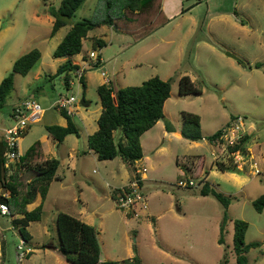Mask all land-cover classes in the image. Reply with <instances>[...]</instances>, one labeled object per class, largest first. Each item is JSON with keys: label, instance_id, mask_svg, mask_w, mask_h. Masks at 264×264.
Listing matches in <instances>:
<instances>
[{"label": "rangeland", "instance_id": "rangeland-1", "mask_svg": "<svg viewBox=\"0 0 264 264\" xmlns=\"http://www.w3.org/2000/svg\"><path fill=\"white\" fill-rule=\"evenodd\" d=\"M105 1L83 0L65 23L50 33L52 16L47 6H57L59 0H0V79L10 71L18 55L33 47L40 52L25 74L12 73V87L0 105V126L6 125L8 111L14 103L33 98L44 111L39 120L28 125L24 136L35 139L46 132L45 124L65 123L64 117L50 103L59 94H71L75 98L76 112L70 114L79 131L78 135L67 134V142L75 138L77 148L83 149L86 134L81 118L88 130L96 126L100 110L95 89L98 82L105 78L106 83L118 87L138 84L151 75L167 78L170 83V94L160 118L163 121L178 124L180 110L191 111L198 114L200 130L207 135L223 126L231 114L242 116L243 133L249 134L253 153L249 160L246 154L232 153L224 145L210 143L205 137L194 146L188 145L189 140L183 137L164 139L160 144L163 147L152 152L155 145L150 150L144 145V156L148 158L144 159L146 173L150 179L142 184L147 207L146 213L139 216L124 214L107 193L111 184H105V178L99 175L107 168L114 172L132 171L118 155L95 161L86 153L83 161H76V167L82 168V185H93L90 187L99 195L97 200L92 199L90 189L83 188L90 205L98 206L93 223L99 231V248H105L100 256L105 252L125 257L122 247L125 235L126 241L141 254L143 264H219L220 261L233 264L232 221L241 218L247 222L244 241L259 242L244 253L245 264H264V205L261 211H256L251 204L254 197L264 194V0H169L171 9L174 6L183 11L170 16L167 24L158 26L138 41H132L135 33L116 31L106 24L94 26L82 38L80 51L68 56L72 62L85 67L83 84L77 82L72 71L69 77L73 83L65 86L63 73L54 72L67 56H53L52 50L75 20L120 14L118 0H108V6ZM91 35L101 36L105 44L92 48ZM90 49L98 51L101 64L88 65L81 59L87 58ZM181 74L188 75L200 92L179 94L177 79ZM81 97L88 101L86 105L80 102ZM44 153L39 158L62 159L56 171L67 178L71 171L64 147L54 142ZM197 153L203 156L210 186L228 199L226 206L210 193H198L200 176L187 171L192 160V166L198 162L197 172L200 163L196 160ZM251 161L254 165L248 167ZM217 162L224 167L233 164L235 169L228 170L238 174V182L222 175L223 170L215 165ZM178 169L183 173L178 174ZM14 174L16 176L17 171ZM187 178H192L196 184H176L177 179ZM114 182H119L118 176ZM55 185L54 181L50 192ZM73 189L76 190L75 185ZM69 205L74 207L77 201ZM223 213L226 214L224 238L218 243L216 238ZM0 222L5 226L0 232V264H56V255L50 253L42 256L32 249L29 256L23 255L16 248L18 234L10 223V215H0ZM28 230L32 234L31 241L38 242V247L42 243H59L55 218L49 212L29 222ZM31 241L24 247H32Z\"/></svg>", "mask_w": 264, "mask_h": 264}, {"label": "trees", "instance_id": "trees-1", "mask_svg": "<svg viewBox=\"0 0 264 264\" xmlns=\"http://www.w3.org/2000/svg\"><path fill=\"white\" fill-rule=\"evenodd\" d=\"M82 1L59 0L57 6L48 4L47 12L52 16L50 33H53L58 27L63 25L66 18L73 14ZM118 1L120 2L118 12L120 14H115L114 16L106 14L96 19L89 17L77 19L68 27L54 46L52 50L53 56H67L63 62L57 65L54 72L63 73L62 77L65 86H68L67 79L70 76L69 73L78 67V64L72 62L68 56L80 51L82 38L86 37L88 29L106 24L116 31L135 33L132 36V41H137L168 20V17L161 8V0ZM105 2L108 6V0ZM104 44L105 40L101 36L91 35L90 46L92 48L101 47ZM39 55V50L33 47L13 59L10 71L0 79V105L12 87V73L25 74L35 64ZM98 62L99 57L95 64ZM82 77L83 75L80 76L79 81L83 84ZM95 89L100 103V110L95 119L96 128L87 134V147L95 153L98 159H109L118 155L121 160L132 167L134 160L140 158L142 154L139 142L140 134L152 126L157 119L163 118V103L170 94L169 80L167 78H160L157 75H151L138 84L115 87L110 83L103 82L97 84ZM177 92L179 94H197L200 92V88L195 85L188 75L181 74L177 79ZM58 111L65 118V124L48 123L44 126L55 142H60L63 136L68 133L78 135V129L72 121L70 114L65 109H58ZM8 113L10 114V112ZM180 116L181 120L178 130L182 137L190 140H198L205 137L209 142L213 143L218 139L220 127L205 136L201 134L197 113L180 110ZM237 116L239 115L231 114L228 121ZM163 122L166 131L173 130V126L168 120H164ZM248 138L249 134L243 133L232 145H228L227 149L229 151L238 150L246 154L245 144ZM38 143V140L33 141L24 153L19 156L20 159L25 160L33 148L38 146ZM3 147V140L0 139V184L8 191V196L0 195V200L7 204L10 198L18 197L19 182L15 178L14 172L11 171V167L4 166L3 164V156L1 155ZM22 165L28 170L27 177L32 176L29 181H25L26 175L20 177L22 180L21 188L23 190L21 201L25 203L34 197L37 190L41 196L44 195L48 182L57 168L58 159L50 157L40 162H34L33 164L23 163ZM215 165L220 170L235 169L233 164L224 167L217 162ZM199 182V194L205 195L210 193L223 206L228 204V199L211 187L206 180H200ZM251 204L256 211H261L264 205V194L261 193L254 197L251 200ZM40 212V206L37 205L30 210L23 209L22 215L19 217L10 218L12 226L16 227L17 232L24 239L25 243L30 237L25 226L29 220L38 219ZM225 220L226 214L223 213L216 238L218 243L223 242ZM232 224L231 239L232 248L235 253L233 264H245L244 253L249 247L259 245V242L244 241V232L247 227L245 220L234 218ZM55 228L59 240L57 250L65 261L72 264H95L96 262H100L101 264H143L134 247L131 256L122 259L99 260L100 248L96 236L97 230L92 224L69 213L64 211L56 212ZM219 264H222V262L220 261Z\"/></svg>", "mask_w": 264, "mask_h": 264}, {"label": "crops", "instance_id": "crops-1", "mask_svg": "<svg viewBox=\"0 0 264 264\" xmlns=\"http://www.w3.org/2000/svg\"><path fill=\"white\" fill-rule=\"evenodd\" d=\"M161 8L164 9V11L166 13V16L168 17V20L164 24H167L172 17H174L175 15L180 14L183 11L181 9L178 11V8L174 7V6H172V9H171V3H170L169 0H161ZM170 16H171V18H170ZM164 24H162L161 27ZM97 55L99 57V62L98 63L101 64L102 63V58H101V56L99 54H97ZM90 63L88 65H90ZM78 66H80V65L78 64ZM83 75H84V72H83ZM103 82L104 83L106 82L105 78H102L98 82V84L99 83H103ZM87 103H88V101H87ZM164 103H165V101H164ZM164 103H163V107H164ZM10 110H11V108L9 109L8 112H10ZM8 115H9V113H8ZM70 116H71V114H70ZM71 119H72V117H71ZM10 121H11V119H10V116H9L8 121L6 122V125ZM81 121H82V124L84 126V130H85V134H86V136H85V146L83 147V149H78L77 148V142H76L75 138H74V140H69V142H67V139H68L67 137H69V136H67V134L63 136V138H62V140L60 142H55V140L52 138V136L45 130L46 132L42 133L40 136H37L34 139V137H30L29 138L28 136H24V133H26L27 129H28V128H26L24 133L20 136V138L18 140V149H19V152H20V156L24 153L26 148L33 141L38 140L39 143H38V146L33 148V150L30 152V154H28L26 156L25 160L24 159H20V157H19L18 160L13 161L11 163V165H10L12 172L15 173V171H17V175L15 176V178L19 182L18 183V197L15 198L16 197L15 196L14 198H12V199L10 198L7 201L8 202L7 205H8V208L10 210V218L21 216L23 209L30 210L33 207L39 205L40 209H41L40 216L42 214L46 213V212H49V213H51L53 218H55V214H56L57 211H64V212L69 213V214H71V215H73V216H75V217H77V218H79V219H81V220H83V221H85V222H87L89 224H92L94 226L93 215L94 214H98V206L97 205H95V206H91L90 205L89 196L83 190V188L86 189V186H87V188L90 189V198H92V199H94V197H95V199L97 200L99 195L96 192H94V190L90 187V186H93V185H88V184L86 186L82 185V183H81V181H82L81 180L82 168L81 167H78V168L76 167V161L77 160H79V162H80V160L83 161L84 160V156L86 155V153L88 155H91V157L95 161H99L98 158L96 157L95 153L91 149H89L87 147V141H86L87 134L92 132L96 128V126L92 127L90 130H88L87 127H86V125H87L86 122L83 121L82 118H81ZM227 121H228V119H227ZM227 121H225V123ZM64 124L65 123H62L61 125H64ZM171 125L173 126V130L166 131L164 129L163 120L162 119H157L153 123L152 126L147 128L146 130H144L139 136V142H140L141 153L142 154H141L140 158H138L136 160H141L145 164L144 159H148V158H146V156H144V152H146L143 149L144 145H146L147 150H150L151 147L155 145L156 147L154 149L150 150L152 152V151H154L156 149H159V148L163 147V145H160V144L162 143V141L164 139H167V140L170 139V138L181 139L182 136L179 134V130H178L180 122L178 124L171 123ZM2 126H5V125H1L0 128ZM152 127H155V130H152ZM77 129L79 131L78 127H77ZM201 134L203 136H205V134L202 133V131H201ZM249 138H250V136H249ZM249 138H248V140H247V142L245 144L247 160H249L253 156V153L251 151V144L249 143ZM184 139H186V138H184ZM187 140H189V142H187V144L188 145H192V146L198 145V144L201 143V141H198L200 139H198V140L187 139ZM54 142L57 143L59 146L61 145L65 149V154H66L65 156L69 159V163L68 164H70V168L69 169H70L71 172L68 173L69 176L66 178V175L64 173H61V172H58V171L55 170L53 176L51 177V179L48 182V185L46 187L44 195L41 196L40 192L37 190L35 192L34 197L30 201L22 203L21 198L23 196V190L21 188L22 180H21L20 177L28 174V170L22 164L23 163L24 164H27V163L33 164L34 162H40V161H42V160H44L46 158H50V157L39 158V156H40V154H42L44 156L45 149H48L49 145L51 143H54ZM211 154H212V150H211ZM197 156H199V158H197L196 160L199 159V161H200V163L198 165L199 168H198L197 172H195V170L197 169L198 162H196L197 164L192 166L194 164V161H192V160H191L190 165L187 166V171L189 172L190 175L196 173L197 175L200 176L199 177L200 180H206L209 183V185H210L211 181H209V179H208L209 173H208L207 169L203 166V156H200L199 153H197ZM61 160L62 159H60V161ZM60 161L58 160V164L60 163ZM211 165L212 164L210 163L209 167ZM250 165H252V161L250 163H248V167ZM76 169L79 170V173H78V171L76 172ZM131 170L132 171H130V173H127L126 171H124V172L115 171L114 172L112 168H107L103 172L99 173V175L103 179L105 178V184H106V182H109V184H111V186H117V185L124 184L131 177V175L133 174V169H131ZM204 170H206V172H204ZM250 171L253 172V170H250ZM182 173L183 172L180 169H178V174H182ZM221 173L226 178L231 179L233 182H238V180H239L238 174H235L234 171H230L228 169H224ZM116 176L119 177V182H114V178ZM31 178H32V176L27 177V175H26L25 181H29ZM91 179L93 180V178H91ZM148 179H150V177L147 176L146 169H145V171L142 173V176H141V184H143L144 180H148ZM54 181L56 183L55 189L53 187L54 191L51 190V192H50L51 185H52V183ZM73 185H75L76 190L73 189ZM0 187H1L0 188L1 189L0 190V195L7 197L8 196L7 189H5L1 184H0ZM107 193H108V195L110 197L112 196V192L110 191L109 187L107 188ZM74 200L77 201V205L73 207V206H71L69 204L72 203ZM38 219H35V220H38ZM31 221H33V220H29L27 225L25 226L26 230L28 231V233L30 235L29 239L27 240L28 242H30L31 239H32V234L28 230L29 222H31ZM10 223H11V221H10ZM94 227L97 230V227L96 226H94ZM4 228H5V226H3L2 223L0 222V232ZM13 228L17 232L16 227H13ZM98 235H99V231L97 230V234H96L97 240H99ZM123 237L125 239V242L122 245V247L125 250L124 256L128 257V256H131L133 254V245L129 241H126V236L125 235ZM98 242H99V244L101 246L100 241H98ZM31 244H32V247H30L28 252L24 253L23 255L29 256L28 255L29 252L32 249H35V250L39 251L42 256H45L48 253L56 255V257H57V258H55L56 259V264H72V263H70L68 261H65L63 259V256L57 250V246L58 245H55L52 242H49V243H46V244L42 243L41 247H38L37 245L39 243L38 242L36 243L35 241H31ZM105 247H106V249L108 247V245H106V242H105ZM104 249L105 248L101 247L100 252H102ZM136 252H137L139 258H141V254L139 253V251L136 250ZM100 257L101 258H99V260L108 259V258H116V259L124 258V257H121V256H111V255H108L105 252ZM97 263L98 262H96L95 264H97ZM28 264H40V263L30 262Z\"/></svg>", "mask_w": 264, "mask_h": 264}, {"label": "built area", "instance_id": "built-area-1", "mask_svg": "<svg viewBox=\"0 0 264 264\" xmlns=\"http://www.w3.org/2000/svg\"><path fill=\"white\" fill-rule=\"evenodd\" d=\"M98 51L90 49L87 51V58L82 60L87 64L95 63L98 56ZM76 80L80 83L79 78L83 75L84 66H78L74 71ZM102 76L105 75L103 70L100 71ZM68 86H70L73 81L69 77L67 79ZM75 98L73 95L59 94L50 105L55 109H65L68 113L76 112L74 108ZM44 108L33 98L26 97L22 100L14 103L10 110L11 121L0 128V138L3 140L4 147L2 151L3 164L4 166H10L11 163L19 159L20 152L18 149V140L20 136L24 133L28 125L34 121L41 118ZM244 128L242 127L241 117L228 121L223 126L220 127V133L218 139L215 141L218 145H224L227 148L228 145H232L239 136L243 134ZM214 142V144H215ZM232 153H239L238 150L230 151ZM252 165L254 163L252 162ZM133 174L131 177L121 185L111 186L110 190L112 192V198L116 202L117 206L123 210L124 214L139 216L140 214L146 213V196L142 190L141 176L145 171L146 166L141 160H134L132 164ZM256 171V169H255ZM176 184L179 186H192L196 184L192 178L187 179H177ZM0 214L10 215V210L4 201L0 200ZM18 234V242L16 248L21 250L22 253H27L29 248L24 247L25 241Z\"/></svg>", "mask_w": 264, "mask_h": 264}, {"label": "water", "instance_id": "water-1", "mask_svg": "<svg viewBox=\"0 0 264 264\" xmlns=\"http://www.w3.org/2000/svg\"><path fill=\"white\" fill-rule=\"evenodd\" d=\"M227 54H229L228 52H226ZM80 102L83 104V105H86L87 104V101H85L82 97L80 98Z\"/></svg>", "mask_w": 264, "mask_h": 264}]
</instances>
